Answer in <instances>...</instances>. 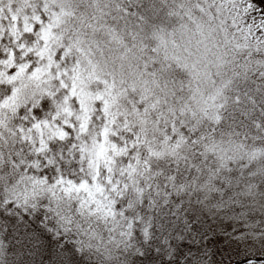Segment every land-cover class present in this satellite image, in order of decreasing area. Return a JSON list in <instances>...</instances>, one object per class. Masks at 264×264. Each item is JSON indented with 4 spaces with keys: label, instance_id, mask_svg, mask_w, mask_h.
I'll return each instance as SVG.
<instances>
[{
    "label": "snow or ice",
    "instance_id": "6c2138e0",
    "mask_svg": "<svg viewBox=\"0 0 264 264\" xmlns=\"http://www.w3.org/2000/svg\"><path fill=\"white\" fill-rule=\"evenodd\" d=\"M264 264V0H0V264Z\"/></svg>",
    "mask_w": 264,
    "mask_h": 264
},
{
    "label": "water",
    "instance_id": "95a60500",
    "mask_svg": "<svg viewBox=\"0 0 264 264\" xmlns=\"http://www.w3.org/2000/svg\"><path fill=\"white\" fill-rule=\"evenodd\" d=\"M237 264H240V262H239V263H237Z\"/></svg>",
    "mask_w": 264,
    "mask_h": 264
},
{
    "label": "trees",
    "instance_id": "16d2710c",
    "mask_svg": "<svg viewBox=\"0 0 264 264\" xmlns=\"http://www.w3.org/2000/svg\"><path fill=\"white\" fill-rule=\"evenodd\" d=\"M237 263H239V261Z\"/></svg>",
    "mask_w": 264,
    "mask_h": 264
}]
</instances>
